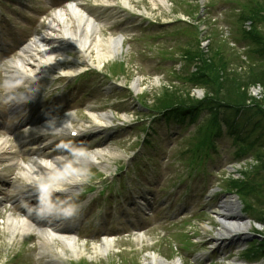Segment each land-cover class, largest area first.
Returning a JSON list of instances; mask_svg holds the SVG:
<instances>
[{"label": "rangeland", "instance_id": "374dc122", "mask_svg": "<svg viewBox=\"0 0 264 264\" xmlns=\"http://www.w3.org/2000/svg\"><path fill=\"white\" fill-rule=\"evenodd\" d=\"M48 1L0 0V41L3 45L15 42V37L9 36L8 21L14 24L13 32L21 37L24 34L45 33L52 13L64 5L62 2L59 6L47 7ZM77 1L92 18L102 23L100 35L122 36L123 55L110 60L101 71L90 69L75 78L42 82L41 85L27 83L33 88L26 92L42 91L38 92L42 99L60 95L54 103L70 106L71 110L62 115L77 113L74 127L87 126L90 120L88 108L110 115L114 127L104 135H92L89 131L87 144L79 151L89 153L97 148L109 147L123 156L111 161L105 170L83 166L84 191L86 189L88 196L84 197L80 210L84 214L82 225L86 227L78 235L84 239L92 238L79 242L82 245L88 243L84 257L76 259L67 252L68 261L59 259L58 264H142L149 254H156L167 262H175L179 258L180 264H242L244 253L249 254L248 259L255 264H264V229L255 225L259 218H264V90L260 85L250 87V101L246 103L238 104L236 97H232L231 104L210 100L206 98V90L189 82L188 76L196 67V59L195 62L185 60L186 53L195 58L202 54L209 56L218 51V46L232 58L235 55L232 49L243 56V44H240L241 47L238 44L237 48L231 43L238 35L239 26L235 22L250 5H263L264 0H164L165 5L153 4L152 0H128L130 8L127 9L122 5L123 0H115L118 2L116 9L95 7L99 0ZM102 1L107 0H101V4ZM8 2L35 5L26 10L31 20L27 21L24 16H18L13 21L6 20ZM16 10L19 11L14 7L12 11ZM138 12L146 14L154 23L141 20L136 14ZM36 13L41 14V18L34 24L32 19ZM180 20L191 22L195 26L194 31L190 30V26H183ZM197 27L199 33L196 32ZM244 27H249V24ZM259 30L264 35V24ZM67 54L63 68L78 67L74 61L79 57L76 51ZM7 61L0 60V137L8 138L12 143L16 136L27 131L21 130V116L10 114L8 103L15 97H7L11 91L2 79L6 69L3 64ZM251 62L247 60L244 69L252 66ZM256 69L247 70L245 77L257 75ZM135 82L143 89L139 94L133 91ZM57 88L63 90L53 94L52 91ZM169 95L177 96L178 100L194 99L193 103L186 105L181 101L182 104L177 107H190L191 114L197 116L198 126L190 128L176 122L152 121V108L155 105L159 109L165 108ZM212 112L219 116L216 122L214 117L209 116ZM204 121L206 125L199 127ZM220 125L226 126L229 132L224 130L216 140L217 151L211 152L209 157L194 158L191 150L203 145L207 135L212 137L217 134ZM146 127L150 130L154 128L158 135L148 138L149 134L144 133ZM229 133L236 134L239 142ZM77 150L69 151L68 155L75 159ZM102 162L104 168L106 163ZM148 179L156 180V184L151 192L152 200L145 204L148 213L145 216L137 211L135 199L126 196V193L130 187L134 189L139 181ZM111 181L113 188L104 190L103 187L111 186ZM92 186L96 188L90 195L88 189ZM139 186L141 190L142 185ZM172 187L180 189L174 197L170 193ZM240 190L248 194L246 203L238 197ZM140 194L141 191L135 192L137 196ZM221 195L234 199L237 203L235 212L253 226L245 237L236 234L227 238L218 236V232H223L214 211L220 204ZM121 196L125 197L121 200ZM4 207L7 208L6 205ZM6 217L0 214V264H40L45 257L49 260V254L37 259L41 241L37 237L24 243H20L18 238L15 244L4 240L2 236L6 230L2 224ZM138 232L146 236L143 242L136 241ZM96 233L98 235L94 236ZM103 235L114 236L117 241L107 254L94 256L92 246L100 243ZM186 236L193 241L190 246L184 244ZM228 238L231 240L225 241ZM216 248L219 252H213ZM252 257L257 259H250Z\"/></svg>", "mask_w": 264, "mask_h": 264}, {"label": "bare ground", "instance_id": "6f19581e", "mask_svg": "<svg viewBox=\"0 0 264 264\" xmlns=\"http://www.w3.org/2000/svg\"><path fill=\"white\" fill-rule=\"evenodd\" d=\"M102 2L106 7H113L117 3L115 0ZM122 2L127 8H130L128 0ZM152 2L153 4L158 2L161 5L166 3L164 0H152ZM47 22L45 33L26 44L25 47L20 49L19 56L9 62V67L5 70L7 88L13 86L19 88L18 86L24 85L28 80H40L39 83H42L41 81L49 82V77H55L59 74L61 76H75L91 68L101 70L110 60H115L123 55V39L100 35L101 25L79 10L78 4L71 3L65 8L57 10ZM69 51H76V54L79 55L77 59H74L75 63L79 65L75 69L72 67L63 68ZM133 88L135 89L133 91L137 94L143 91L137 82L133 84ZM22 104L23 101L20 100L13 102L15 107H21ZM87 116L90 119L88 124L95 125L100 129L97 132L104 131L113 119L108 114L94 113L89 109ZM73 120L75 119L72 116L66 115L63 122L48 119L49 122L44 124V122L35 121L31 127H34L36 132L28 135V137L39 141L46 135L70 133L73 130V127L70 128ZM8 143L7 140L0 139V162H9L18 167L20 178H23V181L26 182V185L21 187L18 192V196L31 201L33 205H36L34 202L36 197H56L57 195H71L75 192L83 182V166L89 164L99 165L104 161L106 164L103 169L105 170V168H109L111 161L123 156V154L108 147L89 154H78L74 160L68 161L64 157H60L38 162L34 159L40 154L41 150L38 148L39 150L34 149L31 161L26 165H21L19 162L14 164V159L11 157L13 156V146H8ZM5 182H3L4 186H6ZM236 207L237 203L234 199L223 198L220 207L215 209V219L218 220L220 230L225 233L222 236L223 233L218 232L219 237L227 238L231 234L245 237L253 228L235 212ZM13 209L18 210L17 207ZM22 209L24 210L25 207ZM48 218V216H44L43 219H40L34 212L27 218L21 219L9 216L6 219V227L12 237L38 233L43 241L40 243L41 253L45 254L47 251H51L50 254L53 260L47 262V264H58V257H67V252L71 253V257H84L87 254L85 245L79 244L76 241L77 239L70 235L71 231H67L58 222L53 220L54 223L49 224ZM145 239L146 236L144 235L138 234L136 236V241L143 242ZM102 241L92 246L94 256L107 254L114 247L116 240L114 238H104ZM142 264L180 263L178 261L167 262L156 254H149L144 257Z\"/></svg>", "mask_w": 264, "mask_h": 264}, {"label": "trees", "instance_id": "16d2710c", "mask_svg": "<svg viewBox=\"0 0 264 264\" xmlns=\"http://www.w3.org/2000/svg\"><path fill=\"white\" fill-rule=\"evenodd\" d=\"M250 6L248 9L244 10L241 15H238L235 23L240 26L241 34L237 36L238 38H236L237 40L235 41L248 45L249 53H245L244 55L248 60L253 61V57L258 58L259 55L264 59V35L259 32L260 26L264 24V4H252V6ZM249 9L251 10L249 11ZM247 11L249 13H247ZM246 23H251V30L248 32L245 29L243 30ZM217 49L218 51H213V53L209 56L202 54L203 56L201 55L195 58L194 56H190L188 53L185 54V60H187V62H193L194 59H196V71L190 74L189 82H191L194 87L206 90V98L231 104L233 101L232 97H236L237 99L235 101L240 104V102L246 103L250 101V87L260 85V87L264 90V62L261 64L258 62V65L253 64V67L250 66L248 69H244L247 62H243L241 60V56L236 53H232L235 54L232 58L229 54L226 55L224 49L220 46H218ZM255 60L253 62H256ZM251 68H257L256 70L258 74H254L250 78H246L245 75H247V70H251ZM166 100L167 103L165 104V108L159 109L158 105H155V108L153 109L157 111H164L169 108H178L177 105H180L181 101H183L184 105L188 104V102L189 104L194 102V99L190 97L178 100V97H175V95H169V98ZM211 117H214L215 122L219 119V116L213 112ZM233 136H235V134H233ZM205 138L206 141L204 144L209 143L210 136L207 135ZM241 191L242 190L239 192L240 198L246 203L248 194H245L244 192L242 193ZM259 222L264 224V218H259ZM247 256L249 258V254H247ZM250 259H257V257H252Z\"/></svg>", "mask_w": 264, "mask_h": 264}]
</instances>
